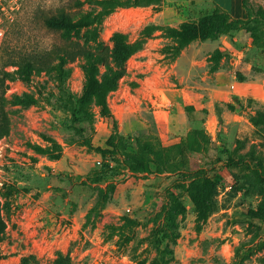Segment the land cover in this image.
<instances>
[{"label": "rangeland", "instance_id": "obj_1", "mask_svg": "<svg viewBox=\"0 0 264 264\" xmlns=\"http://www.w3.org/2000/svg\"><path fill=\"white\" fill-rule=\"evenodd\" d=\"M218 2L128 0L104 17L94 66L122 71L106 110L80 102L95 32L43 23L99 6L23 0L6 19L0 264H264V0H235L236 17ZM182 24L215 36L182 45ZM117 33L138 46L120 63ZM207 179L202 211L190 183Z\"/></svg>", "mask_w": 264, "mask_h": 264}, {"label": "trees", "instance_id": "obj_2", "mask_svg": "<svg viewBox=\"0 0 264 264\" xmlns=\"http://www.w3.org/2000/svg\"><path fill=\"white\" fill-rule=\"evenodd\" d=\"M128 0H75L77 3H92L99 6V10H84L79 12H71L68 14H52L43 19L45 26L50 27L53 24H63L71 28H87L95 32V40L92 41V47H87L83 50V55L89 62L84 70L85 81L83 85L82 95L80 97L81 103H86L91 99L95 100V103L101 107L102 110H106L105 96L108 92L113 91L118 86V79L122 76V71L118 68L106 64V72L98 77L95 69V61H105V50L101 48V44L98 42V27L101 24L104 17L113 12L117 7L126 4ZM44 17V16H42ZM215 31L207 27L199 25L182 24L180 26L179 39L182 45L189 43L194 39H207L213 38ZM114 50L121 54L114 62L120 63L124 61L130 54L135 52L138 48L135 42H128L125 36L122 34H115L113 38ZM10 40H6L1 52V60L6 65L14 63L16 51L14 45ZM224 56V52L220 49H215L209 56V62H212V70H215L218 66L220 59ZM3 73V72H1ZM0 73V74H1ZM3 75V74H2ZM92 129V127H91ZM4 131V126L0 124V135ZM235 165L238 164L237 160H231ZM192 191L195 193L192 197L195 207L199 210L205 211L209 208V204L205 200L208 199V195L211 189V182L207 179L202 183L192 181L190 183Z\"/></svg>", "mask_w": 264, "mask_h": 264}, {"label": "built area", "instance_id": "obj_3", "mask_svg": "<svg viewBox=\"0 0 264 264\" xmlns=\"http://www.w3.org/2000/svg\"><path fill=\"white\" fill-rule=\"evenodd\" d=\"M22 1L23 0H0V43L5 35L6 19L20 10Z\"/></svg>", "mask_w": 264, "mask_h": 264}, {"label": "crops", "instance_id": "obj_4", "mask_svg": "<svg viewBox=\"0 0 264 264\" xmlns=\"http://www.w3.org/2000/svg\"><path fill=\"white\" fill-rule=\"evenodd\" d=\"M218 4L222 9L228 11L232 16H235L237 14L241 15L242 13L240 6L238 7L235 4V0H219Z\"/></svg>", "mask_w": 264, "mask_h": 264}]
</instances>
